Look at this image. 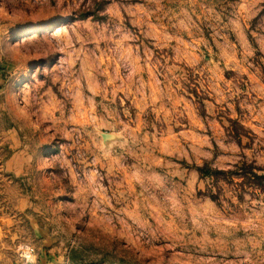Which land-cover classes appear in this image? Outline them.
Here are the masks:
<instances>
[{
	"label": "rangeland",
	"instance_id": "obj_1",
	"mask_svg": "<svg viewBox=\"0 0 264 264\" xmlns=\"http://www.w3.org/2000/svg\"><path fill=\"white\" fill-rule=\"evenodd\" d=\"M0 66V135L36 137V176L0 173L11 248L264 264V0H0Z\"/></svg>",
	"mask_w": 264,
	"mask_h": 264
},
{
	"label": "crops",
	"instance_id": "obj_2",
	"mask_svg": "<svg viewBox=\"0 0 264 264\" xmlns=\"http://www.w3.org/2000/svg\"><path fill=\"white\" fill-rule=\"evenodd\" d=\"M4 72V69H0V112H5L7 110V114L9 115L10 113L15 112V107L10 106L11 100L14 99V93L11 91V87L13 85V87L17 86L18 81H14L13 85L10 86L8 84V76L4 75ZM25 108L26 105H23V108L18 106L17 110L18 112H21L22 110L24 111ZM33 122L34 125H36L37 120H33ZM4 142L7 144L12 142V144L17 146L16 151H13L12 154L7 157V160L3 161L0 173L7 178L10 177V174L16 175L21 183L23 182L22 185L25 187L26 178L29 176H36L35 170H29L26 168V162L31 160L30 145L36 143V137L34 135H28L27 129L23 126L22 121L20 120L18 122L10 123L2 129L0 135V144H4ZM14 160H17V169L13 167ZM40 172L41 171L37 170V176L40 175ZM4 203L5 201H1L0 207L3 208ZM8 222H10L9 219H5V217L0 216V223H2L0 227V264H52L51 260H48L47 257H45L46 254H43L45 258L42 257L43 255H35L32 261L20 259V248H11L6 239L4 240V229H7L6 225L9 224ZM19 239L20 238L16 236L14 240L15 242H18Z\"/></svg>",
	"mask_w": 264,
	"mask_h": 264
},
{
	"label": "built area",
	"instance_id": "obj_3",
	"mask_svg": "<svg viewBox=\"0 0 264 264\" xmlns=\"http://www.w3.org/2000/svg\"><path fill=\"white\" fill-rule=\"evenodd\" d=\"M19 256L23 259H32L35 256V248L32 246H23L19 249Z\"/></svg>",
	"mask_w": 264,
	"mask_h": 264
},
{
	"label": "water",
	"instance_id": "obj_4",
	"mask_svg": "<svg viewBox=\"0 0 264 264\" xmlns=\"http://www.w3.org/2000/svg\"><path fill=\"white\" fill-rule=\"evenodd\" d=\"M104 137H105V139H113L114 138V135H112V134H105Z\"/></svg>",
	"mask_w": 264,
	"mask_h": 264
}]
</instances>
